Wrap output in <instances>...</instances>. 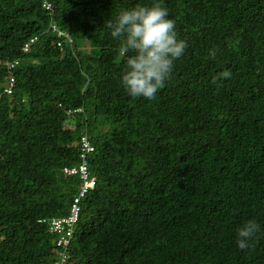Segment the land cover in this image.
<instances>
[{
  "label": "trees",
  "instance_id": "trees-1",
  "mask_svg": "<svg viewBox=\"0 0 264 264\" xmlns=\"http://www.w3.org/2000/svg\"><path fill=\"white\" fill-rule=\"evenodd\" d=\"M154 2L0 0V94L15 79L0 100V264L57 262L49 223L75 199L67 264H264V0H158L188 47L154 99L133 98L104 22ZM83 134L81 196L85 179L62 170ZM249 219L260 231L241 250Z\"/></svg>",
  "mask_w": 264,
  "mask_h": 264
},
{
  "label": "clouds",
  "instance_id": "clouds-1",
  "mask_svg": "<svg viewBox=\"0 0 264 264\" xmlns=\"http://www.w3.org/2000/svg\"><path fill=\"white\" fill-rule=\"evenodd\" d=\"M104 25L110 30V35L120 42V50L127 56L121 76L124 90L133 98L154 99L156 93L164 87L165 81L170 79L175 62L184 55L188 47L186 41L178 39L175 21L168 18L167 9L156 0L151 5H137L122 10L114 19L106 20ZM129 53L133 54L128 55ZM211 55H215L214 50ZM230 77L229 71H223L214 78V82ZM84 135L86 134L81 137ZM79 141L75 143L78 149ZM80 164L79 157L78 166ZM65 168L67 167L63 170ZM259 231L260 225L255 220L244 221L236 229L237 247L241 250L248 249L249 241ZM67 254L69 259V253Z\"/></svg>",
  "mask_w": 264,
  "mask_h": 264
},
{
  "label": "built area",
  "instance_id": "built-area-1",
  "mask_svg": "<svg viewBox=\"0 0 264 264\" xmlns=\"http://www.w3.org/2000/svg\"><path fill=\"white\" fill-rule=\"evenodd\" d=\"M47 9L50 8L49 5H45ZM26 50V49H25ZM16 63V62H15ZM13 67L12 64L7 65V69L10 70ZM15 85V79L13 77L6 78V82L4 84V88L2 91V94H0V100L1 97L7 96L12 94L13 87ZM79 157L81 159V164L78 167L73 168H65L63 172L65 174H75L79 173L84 181V185L81 189V196L84 195L87 189H90L93 187L94 179L86 180L87 179V161L89 155L94 151V147L92 146L90 139L87 135H84L80 138L79 141ZM79 202V199H75L74 203L72 205L71 213L69 216L61 219H53L49 223V232L56 235V246L61 249L59 252V260L55 262L54 264H65L68 259L67 254V247L69 246L71 242L72 237V226L77 220L78 216V207L77 204Z\"/></svg>",
  "mask_w": 264,
  "mask_h": 264
}]
</instances>
